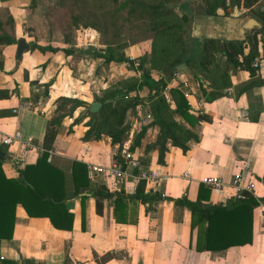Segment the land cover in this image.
Segmentation results:
<instances>
[{
  "label": "crops",
  "instance_id": "crops-1",
  "mask_svg": "<svg viewBox=\"0 0 264 264\" xmlns=\"http://www.w3.org/2000/svg\"><path fill=\"white\" fill-rule=\"evenodd\" d=\"M179 1L183 0L169 2ZM188 1L192 4L198 0ZM21 3H24L23 0L0 1V31L15 38L22 37L28 43L19 57L14 55L16 42L0 43V89L7 91L6 95H0V150L11 156L9 160L1 161L3 174L7 177L17 175L14 161L20 166L35 161L43 150V134L46 121L56 104L54 99L59 95L74 96L83 100L84 105L76 106L70 114L60 119L46 155L47 161L62 170L65 189L70 190L72 185L71 162L79 160L84 164L89 183H101L112 193L131 194L139 180L136 174L144 171L148 177L142 179L143 192L155 193L158 197L144 202L124 198L115 209L111 193L98 197L101 208L97 212L95 197L86 193L83 199V230L80 229L78 197L73 198V205L69 208L72 212L69 229L54 227L46 216H29L17 203L12 235L0 239V256L17 260V264H22L25 258L41 264H264V215L258 214L253 206L251 242L232 244L222 249L195 250L196 228L189 229V210L185 205L174 204L172 200V197L181 195L195 198L202 177L216 174L223 180L222 188L217 193L208 190L206 202H223L232 195L229 184L231 175L240 169L248 171L252 178L253 195L260 200L264 196L261 180L264 171V82L238 91L250 79L264 78V34L255 35L259 64L253 75H249L244 68L228 64L225 83H221L220 72L215 71L212 77L200 75L199 80L190 67L183 65L177 69L175 77L161 90L168 107L173 109L175 106L168 88L181 83L189 111L194 115L204 113L210 118L198 120L190 126L178 113L172 112L174 120L197 134V140H188L184 152L178 146L167 143L164 162L158 163L156 148H144L155 140L158 132L148 101L126 110L123 120L127 129L121 143H110L109 137L104 134L98 139L81 138L89 119L86 111L83 112L86 104L95 96H100L118 78L113 72V78H110L112 75L106 78L102 75L92 77L90 69L85 71L90 61L81 57L76 59L73 54L75 49L65 53L60 49L39 51L31 47L30 41L17 30L24 16L22 7H19ZM238 6L251 13L249 10L264 8V0H254L247 7L240 4L228 5L224 10L218 7L215 13L239 14L234 10ZM242 42H245L243 52H247L250 41ZM64 47L70 48L69 45ZM96 58L103 61L102 57ZM220 60L221 69L225 64L222 63L223 55ZM127 68V76L138 75L135 68L128 65ZM133 69L137 72H133ZM150 73L157 76L159 70L152 72L150 69ZM47 82L50 83L43 94ZM93 86L95 88L92 90ZM200 86L206 90L218 89L221 94L204 100ZM135 92L142 96L149 89L142 85L129 93ZM34 94L36 98L33 100ZM21 101L30 102V107H19L12 111ZM146 112L150 114L149 118L144 116ZM75 117L78 119L72 123ZM142 125H145V131L139 143L128 148L134 132ZM15 131L18 136L13 138ZM4 136H11V141L4 143ZM121 149L131 151L138 165L123 161L121 167L124 175L116 179L115 184H104L100 173L89 175V162L108 164L122 161Z\"/></svg>",
  "mask_w": 264,
  "mask_h": 264
},
{
  "label": "trees",
  "instance_id": "trees-1",
  "mask_svg": "<svg viewBox=\"0 0 264 264\" xmlns=\"http://www.w3.org/2000/svg\"><path fill=\"white\" fill-rule=\"evenodd\" d=\"M3 1V0H0ZM170 0H155V2H144L141 0H134L133 5L128 8L129 12L139 8V11L146 10L150 15L161 17L166 14L174 12L171 7L167 5ZM254 0H198L194 9L196 11H203L206 13H215L218 7L224 8L226 5H241L243 7L249 6ZM121 2L120 5H123ZM261 23L264 25V8L254 11L249 10ZM180 22H175L171 25H166L164 28H172L176 31L177 39H179V47L177 51L169 58H164L157 67L159 73L153 76L150 73V67L146 66V58L144 54L138 56L137 64H133V59L124 56L122 52L114 51L112 45H106L105 48H96L92 50L93 56L102 57L103 61H125L129 67L138 70V75H128L126 77L118 78L115 83L105 88L100 96H95V99L100 101L98 114L95 120L90 124L93 112L85 111L89 115L86 121V129L81 138L83 140L93 138L98 139L102 134L109 137L110 143H121L125 136L127 124L124 122L125 112L129 108H133L138 103L148 101L149 108L153 114V121L158 126L156 138L152 143L145 145V150L150 147H155L157 150L156 161L158 163L164 162V153L167 150V143L178 146L182 152L187 147L188 140H197V134L178 123L172 117V112L178 113L190 126L198 120H209V116L204 113L192 114L189 111V104L184 96L181 83L176 86L168 88L175 106L170 109L165 102L161 90L166 87L168 81L173 77L174 72L177 71L176 65L183 62L184 65L193 70V75L201 80L200 75L213 76L214 72H220V82L225 83L224 76L226 74L227 65L232 67L244 68L249 75H253L256 67L252 66L251 61L256 55V36L254 35L250 42H248L247 52H243L245 42L234 43L232 41L217 42L214 39H204L202 43L193 39L185 29V24H188L189 12L185 11L180 14ZM187 33V34H186ZM189 38L188 47L184 38ZM17 38L10 34L0 31V43H15ZM264 46V35L262 38ZM31 47L37 48L39 51L57 49L67 53L73 48H66L64 46H53L51 44H42L36 41L30 42ZM151 51V46L150 49ZM161 52H165L162 50ZM187 52V53H186ZM221 55L223 61L221 69L219 62ZM149 57V55H148ZM259 58V57H258ZM197 73H200L199 75ZM264 78H252L243 85L238 91L245 88L263 83ZM42 91L46 93V85ZM142 85L149 89L146 95L140 96L137 92L130 94L131 90H137ZM200 91L204 100H211L215 96L221 94L218 89L206 90L204 86H200ZM6 89H0V95H6ZM36 94L32 96L34 100ZM55 107L53 113L46 121V126L43 134L42 146L43 150L37 156L34 162L25 163L22 166L14 161L17 175L15 177H7L3 174L0 166V239L9 238L12 235L14 223L15 205L19 203L29 216H46L50 223L56 228L69 229L71 228L72 212L66 208L64 202L66 200L65 192L72 190L74 197H78L79 214H80V229L84 228V214H83V199L88 193L95 197V211L99 212L101 202L98 197H106L112 192L107 191L106 187L98 183L91 185L86 175L84 164L79 160H72L71 162V189L67 190L64 186L63 172L60 168L53 165L46 160L47 149L51 145L54 137L56 126L60 119L78 105H84V101L77 97H70L59 95L55 99ZM77 117L73 118L72 123L77 121ZM70 129V128H68ZM145 131V125H142L136 132H134L131 144L128 148H132L139 143L141 136ZM116 160L118 156L113 155ZM11 156L3 151V157L0 159L9 160ZM264 185V171L261 176ZM208 187L203 183L197 186L195 198L189 199L185 195L172 197L174 204L185 205L189 210V229L196 228L195 234V250L204 249H222L232 244H242L251 242V209L255 204V198L244 192L243 197L229 196L223 202L209 203L206 202ZM79 192H83L79 194ZM113 207L116 209L124 200V198L138 199L141 202L150 201L154 197H158L155 193L146 194L143 192V181L139 179L135 185V189L131 194H123L122 192H113ZM264 201V196L261 197ZM0 264H17V260L4 258L0 256ZM22 264H41L31 259L25 258Z\"/></svg>",
  "mask_w": 264,
  "mask_h": 264
},
{
  "label": "rangeland",
  "instance_id": "rangeland-1",
  "mask_svg": "<svg viewBox=\"0 0 264 264\" xmlns=\"http://www.w3.org/2000/svg\"><path fill=\"white\" fill-rule=\"evenodd\" d=\"M23 2L19 5L24 12L21 27H17L20 34L25 35V39L30 42L34 40L55 46L69 45L75 49L73 54L76 59L81 57L90 61L88 65L86 64L88 68L86 67L85 71L90 69L92 77L102 75L106 78L111 76L112 72L116 79L127 76L128 68L125 61L111 60L105 63L93 56L92 50L98 47L112 45L114 51L122 52L127 57L131 55L133 59H138V56L144 54L146 66L150 67L152 72H156L161 61L171 57L179 47L176 31L164 28L166 25L180 22L179 16L182 11L174 7L172 2H167V5L174 12L161 17L152 16L146 10L139 11V8L129 12L128 8L133 5L134 0H23ZM121 2L124 4L120 5ZM195 5L196 3L189 4L186 11H196ZM234 10L238 13L246 11L240 6ZM188 21L190 22V18ZM189 22L184 25L188 33ZM184 40L189 47L187 35ZM162 50H165L164 54ZM133 72L137 71L133 69ZM94 88L95 86L91 87L92 90Z\"/></svg>",
  "mask_w": 264,
  "mask_h": 264
},
{
  "label": "water",
  "instance_id": "water-1",
  "mask_svg": "<svg viewBox=\"0 0 264 264\" xmlns=\"http://www.w3.org/2000/svg\"><path fill=\"white\" fill-rule=\"evenodd\" d=\"M172 5L179 8L182 12H185L189 7V1L172 2ZM189 17V35L199 43H202L204 39H214L217 42L232 41L234 43H240L244 40L251 41L257 33L264 34V26L261 21L249 12L232 15L191 10ZM27 47L28 43L22 37H18L15 43L14 55L19 57L21 51ZM183 65L184 63L180 62L176 65V68L179 69ZM86 106L89 112L94 113V116L90 118V124H92L95 116L98 114L100 101L96 99L91 100ZM2 157L3 151L0 150V159ZM82 193L79 192V194ZM65 197V207L71 208L74 192L72 190L65 192Z\"/></svg>",
  "mask_w": 264,
  "mask_h": 264
},
{
  "label": "built area",
  "instance_id": "built-area-1",
  "mask_svg": "<svg viewBox=\"0 0 264 264\" xmlns=\"http://www.w3.org/2000/svg\"><path fill=\"white\" fill-rule=\"evenodd\" d=\"M227 4V3H225ZM129 58L133 57L131 55L128 56ZM259 56L254 55L251 61L252 66H257L259 62ZM138 59H133V64H137ZM175 72L173 74V77H175ZM164 87L163 89H165ZM183 93H185V90H183ZM19 107H30V102L28 101H21L16 106L12 108V111H15L16 108ZM146 118L150 117V114L146 112L144 114ZM18 136V132L15 131L12 135L13 138H16ZM11 136H4L2 137V141L4 143H8L11 141ZM49 151V150H47ZM121 154L123 160L118 161H112L108 164H95L92 162H89L87 165L88 173L89 175H92L93 172L100 173L102 175V182L106 185L108 184H115V180L121 178L124 175V169L121 167V163L128 162L131 163V165H138V160L135 156H133L132 152L127 149H121ZM148 177V174L144 171H141L136 174V178L138 179H145ZM201 182L206 185L210 192L217 193L221 190L223 185V180L220 178V176L216 174H209L204 177H202ZM229 184L232 188V197H243L244 192L251 194L256 202L253 205L255 209H257V213L260 215H264V204L262 203V200H260L258 197L253 195V181L252 178H250V175L248 174V171L246 170H238L236 172H233L229 179ZM109 186V185H108ZM71 264H75L74 262H71Z\"/></svg>",
  "mask_w": 264,
  "mask_h": 264
}]
</instances>
